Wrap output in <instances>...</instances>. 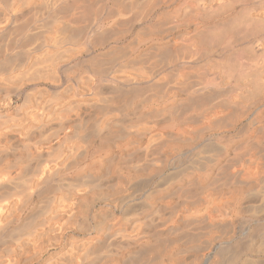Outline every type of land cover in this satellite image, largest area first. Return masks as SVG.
<instances>
[{
	"label": "bare ground",
	"instance_id": "1",
	"mask_svg": "<svg viewBox=\"0 0 264 264\" xmlns=\"http://www.w3.org/2000/svg\"><path fill=\"white\" fill-rule=\"evenodd\" d=\"M0 264H264V0H0Z\"/></svg>",
	"mask_w": 264,
	"mask_h": 264
}]
</instances>
